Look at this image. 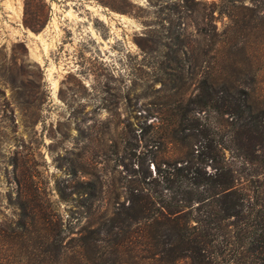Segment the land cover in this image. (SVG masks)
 Here are the masks:
<instances>
[{"label": "rangeland", "instance_id": "obj_1", "mask_svg": "<svg viewBox=\"0 0 264 264\" xmlns=\"http://www.w3.org/2000/svg\"><path fill=\"white\" fill-rule=\"evenodd\" d=\"M194 2L115 0L124 11L118 13L93 0H0V264L43 263L32 245L45 232L28 223L18 228L14 158L33 176L30 195L48 198L41 209L60 219L63 244L85 218L81 197L65 202L56 187L83 181L89 168L109 190L106 200L114 199L112 191L123 200L115 156L122 125L163 96L157 90L169 78L164 68L175 66L164 57L176 48L175 35L189 72L197 57L204 60L198 67L219 72L233 59L264 94L262 0H236L235 7L228 0ZM227 8L242 13L244 23L230 29L218 13Z\"/></svg>", "mask_w": 264, "mask_h": 264}, {"label": "trees", "instance_id": "obj_2", "mask_svg": "<svg viewBox=\"0 0 264 264\" xmlns=\"http://www.w3.org/2000/svg\"><path fill=\"white\" fill-rule=\"evenodd\" d=\"M93 1L124 12L115 0ZM227 11L218 13L230 29L244 23L242 13ZM178 37L164 56L175 66L164 68L163 96L122 125L115 156L123 200L115 191L106 200L105 183L85 167L83 181L56 187L65 202L81 197L85 223L68 244L56 213L41 209L48 198L30 195L25 162H10L18 228L45 232L32 245L42 264H264V94L233 59L219 72L198 67L197 57L189 72Z\"/></svg>", "mask_w": 264, "mask_h": 264}]
</instances>
